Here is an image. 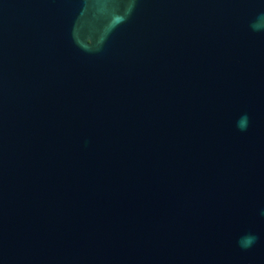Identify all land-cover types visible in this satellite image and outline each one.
<instances>
[{"label":"water","instance_id":"1","mask_svg":"<svg viewBox=\"0 0 264 264\" xmlns=\"http://www.w3.org/2000/svg\"><path fill=\"white\" fill-rule=\"evenodd\" d=\"M0 264H264V0H0Z\"/></svg>","mask_w":264,"mask_h":264},{"label":"clouds","instance_id":"2","mask_svg":"<svg viewBox=\"0 0 264 264\" xmlns=\"http://www.w3.org/2000/svg\"><path fill=\"white\" fill-rule=\"evenodd\" d=\"M246 117H242L239 121H238V127L241 128V130H244L245 126H246ZM251 241L248 240L247 243H250Z\"/></svg>","mask_w":264,"mask_h":264}]
</instances>
